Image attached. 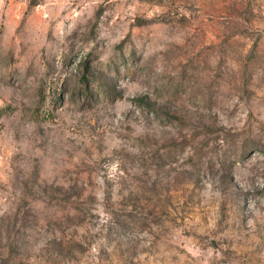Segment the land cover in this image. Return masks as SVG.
Here are the masks:
<instances>
[{
    "label": "rangeland",
    "instance_id": "1",
    "mask_svg": "<svg viewBox=\"0 0 264 264\" xmlns=\"http://www.w3.org/2000/svg\"><path fill=\"white\" fill-rule=\"evenodd\" d=\"M0 264H264V0H0Z\"/></svg>",
    "mask_w": 264,
    "mask_h": 264
}]
</instances>
